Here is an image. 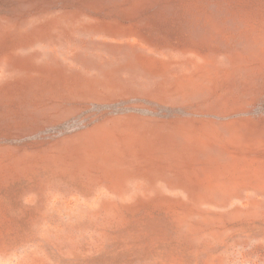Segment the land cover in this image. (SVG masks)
Here are the masks:
<instances>
[{"label": "rangeland", "instance_id": "374dc122", "mask_svg": "<svg viewBox=\"0 0 264 264\" xmlns=\"http://www.w3.org/2000/svg\"><path fill=\"white\" fill-rule=\"evenodd\" d=\"M149 112L264 119V0H0V264H264V123L123 163L107 122Z\"/></svg>", "mask_w": 264, "mask_h": 264}, {"label": "crops", "instance_id": "0c3cea01", "mask_svg": "<svg viewBox=\"0 0 264 264\" xmlns=\"http://www.w3.org/2000/svg\"><path fill=\"white\" fill-rule=\"evenodd\" d=\"M152 73H150L149 78L155 81L156 84H151L149 95L142 92L140 93V97L147 98L149 96L152 102L163 105L181 103L182 101L170 99V96L167 94L169 92L168 88H170L167 83L169 76L166 73L159 75L155 74L156 72ZM142 87L147 88L146 85ZM196 96L198 98L205 97L204 94H201V96L197 94ZM184 102L185 104L190 103L186 99ZM209 103L213 105H226L233 102L230 100H225L224 102L212 100ZM232 114L229 112L228 117ZM114 123H117L118 127L114 133H111V136L109 135L108 146L110 149L118 151L120 154L119 159L123 163L128 162V164H131V162H135L140 151H143L144 155H159L157 157L163 159L165 162H177L185 158L188 161L217 162L218 157L221 158V156L233 160L240 158L241 154L238 151L232 150L225 145L240 142L243 138H248V134L243 135L244 130H248L251 123H253L251 125L254 128H262L264 119L247 117H242L241 119H210L187 114H175L166 117L149 112L147 114L134 113L123 116L119 120L107 122V126H111ZM256 132L251 135L252 138L253 136L255 138L260 137L261 139H258V141H264V135L261 133L256 134ZM218 146L221 147V150L217 149ZM257 158L255 157L254 160H257ZM161 170L157 175L167 176L166 172H169V169L165 167L164 169L161 168ZM136 174H138L137 171ZM198 175L199 173L196 172V176Z\"/></svg>", "mask_w": 264, "mask_h": 264}]
</instances>
